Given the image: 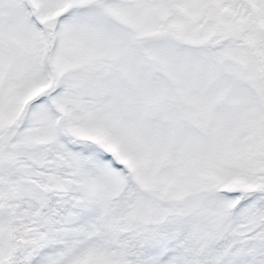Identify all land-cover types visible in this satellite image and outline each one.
<instances>
[{
    "label": "snow or ice",
    "instance_id": "1",
    "mask_svg": "<svg viewBox=\"0 0 264 264\" xmlns=\"http://www.w3.org/2000/svg\"><path fill=\"white\" fill-rule=\"evenodd\" d=\"M0 264H264V0H0Z\"/></svg>",
    "mask_w": 264,
    "mask_h": 264
}]
</instances>
